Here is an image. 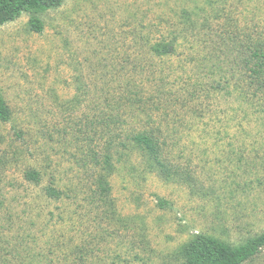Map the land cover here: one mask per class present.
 I'll use <instances>...</instances> for the list:
<instances>
[{"label":"rangeland","instance_id":"obj_1","mask_svg":"<svg viewBox=\"0 0 264 264\" xmlns=\"http://www.w3.org/2000/svg\"><path fill=\"white\" fill-rule=\"evenodd\" d=\"M263 2L226 6L250 26L264 16ZM197 5L203 0H64L37 14L39 34L27 13L0 26V88L11 110V121L0 123V264H173L194 234L237 245L264 231V106L241 105L232 87L226 96L205 87L218 74L198 61L194 43L183 46L190 57L152 61L168 68L169 88L184 106L169 109L177 114L167 126L175 177L146 172L131 153L109 177L115 219L85 200L93 173L82 155L92 134L81 120L95 93L117 88L127 58L142 57L137 32L158 38L175 14ZM28 167L43 174L42 186L52 176L76 198L44 199L24 185ZM244 264H264V250Z\"/></svg>","mask_w":264,"mask_h":264},{"label":"trees","instance_id":"obj_2","mask_svg":"<svg viewBox=\"0 0 264 264\" xmlns=\"http://www.w3.org/2000/svg\"><path fill=\"white\" fill-rule=\"evenodd\" d=\"M228 1L203 0L201 7L197 5L190 11L181 10L174 16V26L159 31L158 38H151L152 32L147 29L137 32L135 37L142 41L138 46L142 49V57L137 60L127 58L125 68L122 65L126 74L122 75V83L117 88L95 93L89 114L81 120L87 122L92 134L88 137V150L82 155L81 166L93 173L85 200L90 205L98 203L105 207L109 220L113 221L116 215L109 177L117 171V164L129 161L131 153L142 158L148 173H156L164 180H170L177 174L170 164L168 151L174 132L167 126L174 123L169 119L177 117V114H169L170 107L178 105L183 109L184 106L177 103L169 88L170 73H165L168 68H157L159 66L153 60L163 62L179 55L190 57L183 46L194 43L201 46V50H197L198 61L210 62L218 74V78L205 87L211 91H222L224 96L230 95L229 88L232 87L241 105L257 109L264 106L260 101L264 98V26L262 30H256L264 24V16L251 19L253 25L249 26L241 13L238 14L240 18L234 17L232 9L226 6ZM63 2L0 0V26L27 13L29 29L39 34L43 31V22L37 14L57 9ZM220 7L228 10L222 12ZM191 60H194L192 56ZM197 93L198 90H194L191 97L194 99ZM10 121L11 110L0 88V123ZM175 123L184 125V122ZM14 134L22 138L20 131ZM42 177L43 174L33 167L22 172L24 185L38 188L46 200L61 202L76 198L72 192L60 189L52 176L48 184L42 186ZM158 204L164 206L166 203L159 200ZM262 250L264 231L237 245L199 233L181 244L171 257L173 264H244Z\"/></svg>","mask_w":264,"mask_h":264}]
</instances>
